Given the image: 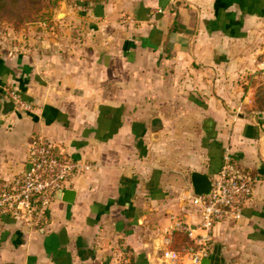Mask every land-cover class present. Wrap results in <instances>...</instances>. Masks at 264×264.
<instances>
[{
	"label": "crops",
	"instance_id": "0c3cea01",
	"mask_svg": "<svg viewBox=\"0 0 264 264\" xmlns=\"http://www.w3.org/2000/svg\"><path fill=\"white\" fill-rule=\"evenodd\" d=\"M65 15L64 31L0 53V112L6 89L31 107L0 116V185L34 134L95 168L44 229L0 220V264H173L167 231L200 220L190 175L211 180L224 150L263 182L240 220L215 226L210 262L264 264V116L228 109L237 77L264 68V0H99ZM186 243L175 231L169 249Z\"/></svg>",
	"mask_w": 264,
	"mask_h": 264
},
{
	"label": "built area",
	"instance_id": "2783aa9c",
	"mask_svg": "<svg viewBox=\"0 0 264 264\" xmlns=\"http://www.w3.org/2000/svg\"><path fill=\"white\" fill-rule=\"evenodd\" d=\"M4 96L14 103L15 111H31L30 105L15 90L6 89ZM25 162L26 167L20 174L0 185V220L7 217L31 231H39L50 223L55 193L67 190L73 178L95 167L73 159L42 134L31 136ZM260 182L263 181L259 175L238 165L231 153L224 150L221 168L211 179L210 192L190 198L200 216L199 223L195 227L175 223L163 240V259L173 264H201L203 259H210L215 226L240 220L254 187ZM175 231H183L187 237L181 250L169 249Z\"/></svg>",
	"mask_w": 264,
	"mask_h": 264
},
{
	"label": "rangeland",
	"instance_id": "374dc122",
	"mask_svg": "<svg viewBox=\"0 0 264 264\" xmlns=\"http://www.w3.org/2000/svg\"><path fill=\"white\" fill-rule=\"evenodd\" d=\"M81 3L87 2L86 0H46L43 9L30 18L23 19L21 13H12L0 18V53L20 51L21 40L25 39L27 33L30 35L32 31H48L52 24L54 30L64 31L67 18L65 12L70 8H79ZM237 87L239 89L237 97L228 107L231 113L256 116V113L262 112L260 116L263 117L264 68L241 73L233 88L237 89Z\"/></svg>",
	"mask_w": 264,
	"mask_h": 264
},
{
	"label": "water",
	"instance_id": "95a60500",
	"mask_svg": "<svg viewBox=\"0 0 264 264\" xmlns=\"http://www.w3.org/2000/svg\"><path fill=\"white\" fill-rule=\"evenodd\" d=\"M1 105H2V109L0 112L1 117H4L7 114H9L14 108V103L9 99H3L1 101ZM156 123H159L158 119H154L152 121L153 125H155ZM190 181H191L193 194L196 196L207 195L211 190V180L203 174L196 172L191 173ZM73 195L74 193L71 190H64L63 192L57 191L55 193V199L60 200L62 198L63 201L67 203H71ZM201 264H211L210 259H203L201 261Z\"/></svg>",
	"mask_w": 264,
	"mask_h": 264
},
{
	"label": "trees",
	"instance_id": "16d2710c",
	"mask_svg": "<svg viewBox=\"0 0 264 264\" xmlns=\"http://www.w3.org/2000/svg\"><path fill=\"white\" fill-rule=\"evenodd\" d=\"M46 0H0V18L12 13L22 14L23 19L39 13ZM99 0H86L87 3H96Z\"/></svg>",
	"mask_w": 264,
	"mask_h": 264
}]
</instances>
